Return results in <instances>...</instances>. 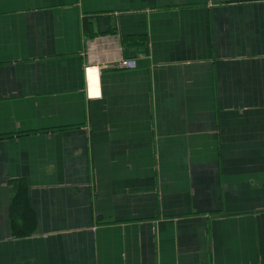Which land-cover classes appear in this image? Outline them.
<instances>
[{"label":"crops","instance_id":"1","mask_svg":"<svg viewBox=\"0 0 264 264\" xmlns=\"http://www.w3.org/2000/svg\"><path fill=\"white\" fill-rule=\"evenodd\" d=\"M0 264H264V0H0Z\"/></svg>","mask_w":264,"mask_h":264},{"label":"trees","instance_id":"2","mask_svg":"<svg viewBox=\"0 0 264 264\" xmlns=\"http://www.w3.org/2000/svg\"><path fill=\"white\" fill-rule=\"evenodd\" d=\"M19 198L17 199V204H16V213H17V216H25L28 220L27 221H30V212L29 210L26 208V205H25V199H24V195L21 197L18 196ZM25 218H17V220H15V223L16 225H13V230H14V234L16 236H19V237H24V236H28V235H31V232H29V230L27 229L28 225H29V222L28 223H25L27 222Z\"/></svg>","mask_w":264,"mask_h":264},{"label":"built area","instance_id":"3","mask_svg":"<svg viewBox=\"0 0 264 264\" xmlns=\"http://www.w3.org/2000/svg\"><path fill=\"white\" fill-rule=\"evenodd\" d=\"M117 67H120L122 69H129V70H134L137 68V61L135 59H125L122 58L119 62ZM86 73L88 75L93 74V78L98 79L99 76V71L96 68H88L86 69ZM93 80L92 83L94 82V85H96V80ZM99 95L98 90L95 96Z\"/></svg>","mask_w":264,"mask_h":264}]
</instances>
